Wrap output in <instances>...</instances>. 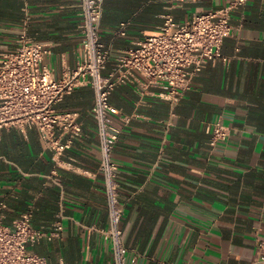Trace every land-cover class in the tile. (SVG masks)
Wrapping results in <instances>:
<instances>
[{
    "label": "crops",
    "instance_id": "0c3cea01",
    "mask_svg": "<svg viewBox=\"0 0 264 264\" xmlns=\"http://www.w3.org/2000/svg\"><path fill=\"white\" fill-rule=\"evenodd\" d=\"M231 1L103 0L100 38L113 61L158 34L164 17L183 24ZM82 24L78 0H0V59L24 35L48 47L42 65L60 80L81 59ZM230 24L221 46L227 64L206 62L173 117L158 90L129 84L110 96L119 111L111 156L124 264H264L257 247L264 241V0H245ZM93 104V89L80 86L56 105L82 125L59 159L34 129L0 130V218L11 226L30 211L32 227L49 230L61 216L60 238L30 248L47 264L113 263L111 241L100 233L110 220ZM217 121L229 136L212 148L207 130Z\"/></svg>",
    "mask_w": 264,
    "mask_h": 264
},
{
    "label": "built area",
    "instance_id": "2783aa9c",
    "mask_svg": "<svg viewBox=\"0 0 264 264\" xmlns=\"http://www.w3.org/2000/svg\"><path fill=\"white\" fill-rule=\"evenodd\" d=\"M244 1L232 0L227 7L193 16L183 24L166 16L158 34L133 42L112 61V49L101 41L99 34L103 0H78L83 16L81 59L74 69L64 71L60 80H54L42 65L48 47L30 43L24 35L17 47L0 59V130H36L45 150L56 159L82 135V125L75 114L58 113L56 105L74 88L93 89L91 113L98 125L101 155L98 171L104 182L110 220L109 229L100 233L111 241L112 264H124L126 252L119 229L123 209L118 203L117 166L111 156L119 134L111 124L112 117L119 113L110 105L112 92L129 84L143 90H158L159 98L170 105L173 117V109L191 89L206 62L227 64L221 46L232 31L231 12ZM125 27V23L120 24L119 36L125 35ZM207 131L212 148L229 136L228 128L219 121ZM4 208L1 204L0 210ZM31 217L30 211L25 212L11 226H5L0 218V264H47L30 248L41 239L60 238L61 216H57L49 230L34 229ZM257 247L264 260V241L258 242Z\"/></svg>",
    "mask_w": 264,
    "mask_h": 264
}]
</instances>
